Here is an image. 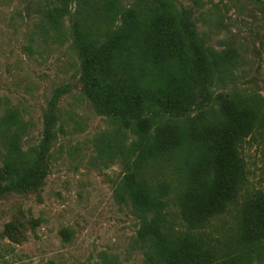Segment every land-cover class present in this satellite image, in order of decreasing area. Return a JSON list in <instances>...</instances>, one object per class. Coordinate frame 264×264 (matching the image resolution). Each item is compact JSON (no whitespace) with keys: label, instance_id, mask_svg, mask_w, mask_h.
I'll return each mask as SVG.
<instances>
[{"label":"trees","instance_id":"trees-1","mask_svg":"<svg viewBox=\"0 0 264 264\" xmlns=\"http://www.w3.org/2000/svg\"><path fill=\"white\" fill-rule=\"evenodd\" d=\"M39 14L41 34L70 40L81 92L112 127L94 146L100 160L121 163L114 199L138 219L143 264H252L264 251V190L238 199L243 144L264 139V111L254 97L214 94L231 77L230 53L206 47L176 0H51ZM66 93L53 91L28 149V124L0 99V197L43 185ZM230 209L234 226L215 237L212 222Z\"/></svg>","mask_w":264,"mask_h":264},{"label":"rangeland","instance_id":"rangeland-1","mask_svg":"<svg viewBox=\"0 0 264 264\" xmlns=\"http://www.w3.org/2000/svg\"><path fill=\"white\" fill-rule=\"evenodd\" d=\"M121 1L128 7L134 0ZM176 4L192 11L206 47L232 57L231 77L214 94L254 97L264 111V0H202L199 8L193 0ZM50 5L51 0H0V99L28 124L24 149L39 141L53 91L68 89L58 104L57 137L43 185L0 197V264H100L104 257L114 264H143L133 247L138 219L114 199L121 163L100 160L94 146L112 127L81 92L80 60L70 40L39 32V11ZM242 157L247 181L238 203L244 193L264 190V139L245 140ZM233 216L230 209L212 222L215 237L234 226ZM252 264H264V251Z\"/></svg>","mask_w":264,"mask_h":264}]
</instances>
